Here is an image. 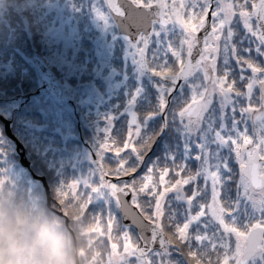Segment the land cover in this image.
Returning a JSON list of instances; mask_svg holds the SVG:
<instances>
[{"label": "snow or ice", "instance_id": "obj_1", "mask_svg": "<svg viewBox=\"0 0 264 264\" xmlns=\"http://www.w3.org/2000/svg\"><path fill=\"white\" fill-rule=\"evenodd\" d=\"M108 7L119 23L94 11L122 29L154 100L137 111V88L126 127L106 117L90 175L62 182L52 210L82 237L85 264H264V0Z\"/></svg>", "mask_w": 264, "mask_h": 264}, {"label": "rangeland", "instance_id": "obj_2", "mask_svg": "<svg viewBox=\"0 0 264 264\" xmlns=\"http://www.w3.org/2000/svg\"><path fill=\"white\" fill-rule=\"evenodd\" d=\"M11 2L6 3L0 7V22H6V19L3 17L7 14V10H9V7L11 4L14 5V7L17 10H23L18 7V3L15 2V0H10ZM80 1V2H79ZM81 0H25L24 3V10L26 9L27 5L37 6L39 7V10H41L40 18H44L43 15L48 16L51 21L45 22L44 20H39L38 17V10L35 13V18L37 19L36 25L38 26V30L40 32V26L44 25L45 28L43 32L38 33L37 31H33L35 35L39 37L40 45L43 49V53L45 55H42L47 59L49 62L48 65L55 67L56 74L60 78V80H63V86L66 94L75 101V106L78 112L80 113L83 111L85 118L83 119V123H80V130L79 133L78 130L75 133L76 143L74 145V150H66L64 146H58V147H43V150L39 152V149H37L36 144L35 146L32 144V148L36 154H42V162L46 164V166L51 170V175L53 176V183H50L51 186H53V191L62 183H70L74 179H79L82 177H88L94 167L92 164V153L94 152L96 144H93V149L83 144L82 139L88 142V140L85 138L84 133L86 134L87 138L89 139V142L92 144L95 142V138L93 139L89 133L92 132H98L103 135L101 130L105 127L106 124V117L111 115L114 117V123L117 128H119L120 124L123 123V116L121 110L102 114L101 117H98V114H96L94 111H90L91 109H86V105H89L93 108H103L104 105H106L105 99H107L106 96V88L109 89H115L121 86L123 83V79L119 76V71L116 70L113 65H111V56L114 48L121 42H123L120 37L117 34L116 28L113 24V22L105 23L104 21L100 20L96 12L94 11V8H99V10L105 14L106 16H110L109 12L107 11L104 1L103 0H87L85 1L88 5L84 7H88L86 12L81 8V6H78L79 3H81ZM83 3V2H82ZM27 10V9H26ZM82 15H84L82 20ZM111 17V16H110ZM82 23L79 24V22ZM79 24V25H78ZM22 25V24H21ZM5 29V27L3 28ZM99 30L100 34L95 37L93 40L94 44V50H93V44L90 42V39L92 38L95 31ZM26 36L30 40L31 32L30 29L27 27L26 24ZM3 33H0V35ZM40 35H43L40 36ZM15 34H12V37H14ZM17 38V36H15ZM88 40V41H87ZM26 40L23 39H15L14 41H9L7 43V40L4 39L0 43V76L5 80H13L16 78V83L21 84L22 81L18 80L20 79H29L30 81H33L34 77L30 73L26 72L24 67L19 64V60L14 58L12 54H7L3 52L2 50H8L9 48H16L13 47V43H17V45L20 48H17L19 53H25L23 56L27 57L26 53H31L30 50H28L29 45H34V48L37 47L34 44V41H30L28 44H24ZM90 42V43H89ZM6 44V45H5ZM107 50L108 56L110 59L108 61H104L101 58V50L102 49ZM37 49V48H35ZM127 53V46L125 48ZM124 51V50H123ZM127 56V59L130 63H133V60L130 56ZM95 60L98 61V63H95ZM102 61V62H101ZM101 62V63H100ZM106 62V63H105ZM108 62V63H107ZM111 65V68H110ZM104 66H106L108 70L107 74H101L99 72L100 69H102ZM54 69V70H55ZM129 73H131L130 70H128ZM85 74L90 75V80L83 78L79 79L78 75H81V77L85 76ZM250 74V71L249 73ZM96 77L99 78L100 81L96 80ZM71 78L75 79V85L73 87H70V84L72 82L69 80ZM145 79V77H144ZM92 80V81H91ZM99 82V83H98ZM137 82V81H136ZM101 83H104L103 85ZM18 86V85H17ZM18 88V87H17ZM139 88V87H137ZM141 89V87H140ZM142 90V89H141ZM16 97L24 94L22 91V88L15 89ZM135 91H133L127 96V101H129L132 97V94ZM190 96V94H189ZM15 97V98H16ZM137 98V97H136ZM30 99H33L36 104L31 106V110L33 112L37 110H43L45 115L42 118V121L39 122L38 115L36 117H33V121L37 123H33L36 126H43L48 131L52 132H59L62 134V142L63 144H67L69 142V139L71 138L68 130L67 125H63L58 127V124L56 121H53L57 125H49L48 123V117L50 115H53L54 117H58V115L63 114L61 111H65L66 108L60 106L59 102H48L47 99H44L40 96H31ZM124 99V98H123ZM123 99H119L120 106L123 103ZM19 101L23 100L22 97L18 98ZM115 109L116 104H115ZM17 116V115H16ZM30 116V115H29ZM24 114H19L16 117V120L18 121V125L20 124H27L30 121L31 116L29 117ZM33 116V115H32ZM91 116V117H90ZM36 119V120H35ZM105 121V124L102 125ZM118 121V122H117ZM125 123V122H124ZM83 131V132H82ZM44 134V133H42ZM41 136H32L33 142H39V139H44L45 135ZM81 136V139H80ZM41 137V138H40ZM72 137H74L72 135ZM122 146V145H121ZM62 150L63 154L60 158L57 156V152ZM75 153V156L74 154ZM106 153H111L108 151H105L104 156H107ZM114 154V153H112ZM70 156L69 161L74 159L73 165H68L67 172L69 173V177H60V172H63V165L62 163H59L61 161H64V159ZM111 158V156H109ZM58 164V165H57ZM97 183H99L97 174L93 178ZM14 182V181H13ZM67 191V189H65ZM79 191H83V187L78 186ZM5 191H8L10 194H13L15 198H18L17 196L22 195L17 194L15 185L12 184L11 188L7 190L5 188V184L0 182V195L4 194V199L0 198V220H2L4 213L8 212V210H4L2 208L4 200L6 199V195L9 194ZM17 194V195H16ZM25 194V193H24ZM10 206V203L7 202L6 206ZM7 206V207H8ZM107 208V206H105ZM13 210V209H12ZM107 212V211H106ZM107 215V213L105 214ZM19 218H17L19 221L22 219L23 214L18 215ZM106 218V217H105ZM16 219V220H17ZM38 219L36 217L34 219V222H30V227L32 228L33 235H30L28 239L31 241L33 240L34 236L38 234V239L40 240L42 237L46 238V233L44 234V231H41L40 227L35 224V221ZM58 220H53L51 222V225H55V223ZM37 222V221H36ZM46 222V221H45ZM59 222V221H58ZM106 219L104 220L103 226L106 227ZM60 223V222H59ZM29 226V225H28ZM52 226V227H53ZM4 228L0 227V230H3ZM52 230V229H51ZM54 230V227H53ZM36 232V233H35ZM35 233V234H34ZM52 234V233H50ZM40 237V238H39ZM53 237V235H52ZM55 238L58 239L57 236L54 235ZM59 240V239H58ZM66 243V240H65ZM122 245L123 241H120V244L118 246V250L122 251ZM67 247V246H66ZM133 264H135V259L131 258ZM0 264H3L0 259Z\"/></svg>", "mask_w": 264, "mask_h": 264}, {"label": "flooded vegetation", "instance_id": "obj_3", "mask_svg": "<svg viewBox=\"0 0 264 264\" xmlns=\"http://www.w3.org/2000/svg\"><path fill=\"white\" fill-rule=\"evenodd\" d=\"M75 1V0H74ZM82 2L78 4V6H81V8L84 10L83 13L86 12L88 7H84L85 4L86 6L88 5L85 1L87 0H81ZM104 1V0H103ZM80 2V1H79ZM168 2H171V0H168ZM105 4V2H104ZM111 16V15H110ZM84 15H82V20H83ZM82 20L80 23H82ZM78 24V25H79ZM114 24V23H113ZM115 26V25H114ZM116 28V26H115ZM240 30H242V25L239 26ZM117 31V29H116ZM100 34V31L97 30L94 32L92 38L90 39V42L93 44V40L95 39V37H97ZM118 36L120 37L119 32L117 31ZM120 39L123 41L121 43H119L113 50L112 52V56H111V65H113L116 68V70L119 71V77L123 79V83L121 84L120 87L115 88V89H111L109 91V89L106 88V96L107 99H105L106 102V112L110 113V109H112L114 112L118 111V108L116 110L115 109V102L116 100H114V97H120L122 96V98H127L128 94L131 95V93L133 91H135L137 89V87H141V89L143 90V82L145 81H149V76L147 74H142L139 70L136 64L130 63L129 60L127 59V56L125 54V48L127 46L126 42L120 37ZM88 41V40H87ZM89 42V43H90ZM93 50H94V44H93ZM124 50V51H123ZM105 50L104 48L101 50V58L102 60H104L102 53ZM108 51H107V59L104 61H108L110 59V57L108 56ZM116 53H121V55H116ZM13 54L17 56L20 65L22 66H26L25 67V71L30 73L31 75H33V77H35L36 81L38 82V88L34 91V92H30L29 89L23 90V84L27 85L28 83H30L29 79H25V80H20L22 81L21 84H17L18 85V89L22 88V91L24 92V94H21L19 96L16 97V92L14 91L15 89L12 87L11 83L9 80H5L0 76V79H3L4 81L2 83H0V182H2L3 184H5V188H7V190H9L12 186V184L15 185V189L17 194H21V193H25V198H26V209L27 211L25 212V217L26 215L30 214V216L32 215V207H33V197L36 196V194H39L42 202H43V209H45V211L47 213H50L54 216H56L58 219H61V217H59L53 210H52V203H53V186L50 185V181L48 180L49 178L46 176V174H44L43 169L41 168V166L38 165L37 162H35L38 158H42V154H36L32 148V144L35 146L36 144V148L39 149V152L43 150V147H58V146H64L66 150H74V145L76 143V138L73 137L72 138V134H70L71 136V140H69V142L67 144H63L62 142V134L59 132H52V131H48L46 128H44L43 126H36L33 123H37L33 121V117L35 118L36 115H38L39 118V122L42 121L43 116L45 115L43 110H37L35 112H33L31 110V106L35 105L36 102L34 101V104L32 103V99H30V97L33 96H40L44 99H47L48 102H59L60 106L65 107L66 110L65 111H61L63 114L58 115V117H54L53 115H50L48 117V123L49 125H57L58 127L63 126V125H67V130L69 132L70 129V125L71 123H73V119L75 120V117L69 114V107H72L73 113H75V110L78 112V110L76 109L75 106V101L72 100L65 92L64 90V86H63V80L58 77V75L55 73L56 69L55 67H52L50 65H48V61L47 59L44 57V60L46 61L48 67L51 69L52 73L55 75L57 81L59 82V86L57 87V89H55L56 91L59 90V95L57 97H54L51 92L49 91L48 88H46V86H52L51 83L48 84V82H45L42 80L41 78V74L32 69L29 64H28V60L32 54L31 53H26L27 57H24L22 55H20V53H17L16 51H13ZM25 54V53H24ZM23 54V55H24ZM45 55V54H42ZM102 62V61H101ZM100 62V63H101ZM95 63H98V61L95 60ZM106 63V62H105ZM108 63V62H107ZM110 65V68H111ZM55 69V70H54ZM108 70L106 68V66H104L102 69L99 70V72L102 74H107ZM128 70L131 71V73L128 72ZM88 74H85V76ZM90 76V75H88ZM145 77V79H144ZM91 78L89 77L88 80H90ZM97 81H100L98 77H96ZM92 81V80H91ZM137 81V82H136ZM99 83V82H98ZM102 85L104 83H101ZM56 88V87H55ZM142 92V91H141ZM140 92V94H141ZM65 95L69 101L68 102H64L61 100V96ZM16 97V98H15ZM22 97L23 100L19 101L18 98ZM128 105V101L123 104L122 108L120 109L122 112V116L124 117V110ZM86 109L89 108V106H85ZM137 110V109H136ZM36 113V115H35ZM79 113V112H78ZM19 114H24L27 116H31L29 123L27 124H20L18 125V121L16 120V117ZM106 114V113H103ZM17 115V116H16ZM33 115V116H32ZM29 116V117H30ZM78 116V115H76ZM36 120V119H35ZM53 121H56L57 124H55ZM80 121H76V126H77V130L79 132L80 130ZM44 133V134H42ZM80 133V132H79ZM41 136L45 135L44 139H39V142H33L32 141V136ZM40 137V138H41ZM81 139V136H80ZM58 140H60V143L58 142ZM82 142L84 145L88 146L86 141L82 139ZM35 143V144H34ZM61 144V145H60ZM20 154L22 156H20ZM63 151L60 150L57 152V156H59L60 158L62 157ZM75 156V153H73ZM36 157H35V156ZM21 157L24 158V163L25 165L22 164L21 161ZM36 159V160H35ZM70 156H67L64 161L65 163L68 162L67 165L70 164V166L73 165L74 159L69 161ZM64 161H61L59 163H62L63 165V172H60L61 174L59 175L60 177H69V173L67 175L64 174L65 171H67V168L65 167V165L63 164ZM42 162V160H41ZM58 165V164H57ZM69 168V166H68ZM236 169L239 171L238 168V164L236 165ZM236 170V171H237ZM237 171V173H238ZM41 178H43L47 184V187L49 188V200L47 199V192L45 189V186L41 180ZM14 181V182H13ZM116 182V181H115ZM7 193H9L8 191H5ZM16 194V195H17ZM0 198H5L4 194L0 195ZM15 199V196L13 194H7L6 195V199L4 200L3 206L2 208L4 210H8V212H11V210L13 208H15V204H13V201ZM7 202L10 203V206H6ZM1 209V206H0ZM13 211H15L13 209ZM16 213V211H15ZM21 213H18V215ZM56 219V220H58ZM55 220V219H54ZM59 221V220H58ZM56 222L55 225H51L49 223H41V225L39 226L41 231H44V234L46 233L47 237H51V239L53 241H57L59 242V240L57 238L54 237L60 234L61 237H69V239L66 240V246L65 249L68 252L67 254H70V251H73V247H72V237H71V230L68 228V226L65 224L64 220L62 219L63 223ZM25 224L27 227V231L23 237V239L27 238L30 235H33L32 232V228L30 227V224L24 222L23 220H16L14 222V224L12 225V227H9V229L11 230V232H13L14 228L16 227L17 224ZM29 225V226H28ZM38 226V223L36 224ZM54 230H53V227ZM52 229V230H51ZM74 231V230H73ZM59 232V233H58ZM36 233V232H35ZM34 233V234H35ZM52 233V234H50ZM75 234V232H74ZM53 235V237H52ZM76 235V234H75ZM40 238V237H39ZM22 239V241H23ZM38 239V234H36L33 238V240H37ZM45 238H41V240H44ZM29 240V239H28ZM31 240V241H33ZM233 247H234V238H233ZM222 252V250H221Z\"/></svg>", "mask_w": 264, "mask_h": 264}, {"label": "trees", "instance_id": "obj_4", "mask_svg": "<svg viewBox=\"0 0 264 264\" xmlns=\"http://www.w3.org/2000/svg\"><path fill=\"white\" fill-rule=\"evenodd\" d=\"M24 1L25 0H15V2H17V3L19 2L17 4L18 7L23 9V10H17L14 7V5L11 4L10 7H9V10L6 11L7 14L3 17L4 19H6V22H3V23L0 22V33H3V34L0 35V43L4 39L7 40V43L9 41H14L15 39H23L24 41L26 40V42H24V44H28L30 41H32V42L34 41L35 46H37L35 48H38V49L42 50V47H41L40 42H39V37L37 35H35L34 32H33V31H37L38 33H41V30L43 29V26H40V32H39L38 26L36 25L37 19L34 16L35 13L38 10L39 12H38V17L37 18H40L41 10H39V7L32 6V5H27V7H26L27 10L26 9L24 10V3H23ZM9 2H11V1L10 0L6 1V3H9ZM145 2H146V0H145ZM26 24H27V27L30 29V32L32 33L31 36H30V40L26 36V31H23L26 28ZM4 27H5V29H3ZM12 34H15V36H17V38H15V36L12 37ZM12 45L19 47L17 45V43H13ZM28 45H29L28 50H31L32 48H34V45L33 46H32V44H28ZM154 47H155V44L150 45V48H154ZM9 49H12V48H9ZM116 55L120 56L121 53H116ZM147 56H148L149 59L151 58V51H149L147 53ZM169 57H170V62H171L170 54H169ZM78 78L79 79L83 78V80L84 79L88 80L89 76L86 75V76L81 77V75H78ZM18 80H25V79L18 78ZM69 80L72 82V84H70V87H73L75 85V79L71 78ZM3 81H4L3 79H0V83H2ZM84 81H86V80H84ZM10 83H11V85H12V87L14 89H18L17 88L18 86H17V83H16V78L11 80ZM22 87H23V90L29 89L30 92H34L38 88V82L36 81V79L34 77L33 81H30V83H28L27 85L23 84ZM142 88H143V90H142L141 94H139L137 96L136 101H135V106H136L137 111H145V110H147L150 107V105L153 102V100H154V96H153V91L154 90L152 88L151 81L150 82L149 81L148 82L147 81L143 82V87ZM120 98H122V96H120L119 98L118 97H114V100H116V102H115L116 108H118V110H120L122 108L123 104H125L127 102L126 98H124V99L122 98L123 99V103L120 106V104H119V99ZM32 103L34 104V100L33 99H32ZM86 106H89V105H86ZM89 108L91 109L90 111H94L96 114H98V117H101V115L103 113H107L105 111L106 110V105H104L103 108L98 107L96 109V108H93L91 106H89ZM68 110H69V114L71 116L73 115L75 117V120L73 119V123H71V125H70L69 134H72L75 137V133L77 131L76 130L77 129L76 121L78 120L82 124L83 121H84L83 119L85 118V115H84L83 111L78 113L75 110V113H73L72 107H69ZM114 110H116V109H114ZM111 112H114V111L112 109H110V113ZM76 115H78V116H76ZM104 124H105V121H104V123L102 125H104ZM89 134H90V136L93 139L95 138V142L92 143V144L89 142V139L87 138L85 133H84V136L88 140V142H87L88 147L93 149L94 148L93 144H96L98 139L100 138V136L102 138L103 135L98 133V132L97 133L96 132H92V133H89ZM71 139H73V137ZM71 139H69V140H71ZM58 142L60 143V140H58ZM106 155L107 156H105V159L103 161H101V163L105 164L107 167H115L116 166L115 162L112 161L111 158H109V156L112 157L111 153L110 154L106 153ZM36 159H35L36 160L35 162H37L38 165L41 166V168L43 169L44 174H46V176L49 178L48 180L50 181V183H53L52 182L53 176L51 175V170H49V168L46 166V164L41 162L40 158L37 157ZM63 164L65 165L66 168L68 167V165H67L68 162L65 163V161H64ZM146 171H147L146 167L142 166L140 169H138V172L136 174H134V175L143 176L146 173ZM64 174L67 175L68 172L65 171ZM237 178H238V176H237ZM157 179H158V177H157ZM17 197L18 198H15L14 201H13V204H15V208H13V209L16 211V213L13 210H11V212L4 213L5 215L3 216L2 220H0V227H2V228H4L5 226H7L8 228L12 227V225L14 224L16 219L19 218L18 217V213L23 214V217H22L21 220H23L27 224L28 223L30 224V222L31 223L34 222V219L36 217H38V219L36 220L37 222L35 221V224L38 223V226H40L41 223H44L45 221H46V223L51 224V222H53L54 219H58L56 216H54V215H52L50 213H47L45 211V209H43V202H42V199H41L39 194H36V196L33 197V207H32V211H31L32 215L30 216V214H31L30 213V214L26 215V217H25V212L27 211V209H26V198H25L24 192L22 193V195H19ZM95 211L97 213L100 212V207L97 206ZM106 213L107 212H106V207H105L104 215ZM92 214H93L92 210L89 209L88 210V217L90 218L92 216ZM105 217H106V215H105ZM58 220L63 222L62 218L58 219ZM86 223H87V221H86ZM72 229L74 230V232L76 234L79 258L82 261V264H85V256H84L85 244H84V241H83L82 237L79 235L78 231L76 229H74V228H72ZM58 239H59L58 243L65 249V247H66L65 240L69 239V237L68 236H67V238L66 237H61L60 234H59L58 235ZM105 240H106V237H105ZM50 241H53L51 239V237H46L44 240L40 239V240H33V241H30L27 238H25V239H23L22 244L25 247H28L29 244H30L31 247L34 249V248H36L38 246H43V245L47 244ZM72 254H73V251H70L69 256L71 257ZM0 259H1V262L4 264V258H3L2 254H0Z\"/></svg>", "mask_w": 264, "mask_h": 264}, {"label": "clouds", "instance_id": "obj_5", "mask_svg": "<svg viewBox=\"0 0 264 264\" xmlns=\"http://www.w3.org/2000/svg\"><path fill=\"white\" fill-rule=\"evenodd\" d=\"M0 254L4 264H82L75 252L70 257L56 241L34 249L30 244L25 247L18 234L12 233L7 226L0 230Z\"/></svg>", "mask_w": 264, "mask_h": 264}, {"label": "water", "instance_id": "obj_6", "mask_svg": "<svg viewBox=\"0 0 264 264\" xmlns=\"http://www.w3.org/2000/svg\"><path fill=\"white\" fill-rule=\"evenodd\" d=\"M3 1L4 0H0V3H2ZM109 3H113V4H116L117 6H119L121 4H124L125 3V0H105V4L107 6V9L109 10L110 15L113 18L114 22L119 23V21L122 18L121 17H118L116 15V13L112 9H110L108 7ZM208 25L210 27V16H209V20H208ZM115 26L117 27V30H118L121 38L124 39V34H123L122 29L119 26H117L116 24H115ZM129 31L131 33H135L136 30H135V28H131ZM199 35L201 36V39H202L203 32H201ZM105 55H106V52L103 53V57H105ZM194 59H195V56H194ZM28 64H29V66L32 69L37 70L41 74V78H42L43 81L48 82V84L49 83L52 84V86H49L48 85V86H46V88L49 89V91L51 92V94L54 97H57L60 92H59V90L56 91L55 89H57V87L59 86V82L57 81L55 75L49 70V68L47 67V65L43 62V60L41 59V57L39 56V54L37 52H34L32 54V56L28 60ZM61 100L64 101V102H68L69 101V99L64 94L61 96ZM20 156H22V155L20 154ZM93 159H96V158H93ZM21 161H22V164L25 165L24 158L21 157ZM98 177H99V173H98ZM106 179L110 180L111 182L115 181L114 178H108V177H106ZM41 180H42V182H43V184L45 186V189H46V192H47V199L49 200V198H50V196H49V188L47 187V184H46L45 180L43 178H41ZM124 199H127L130 202V196L129 197H125ZM133 211H135V209H133ZM123 222L125 224L131 223L130 220H124ZM26 231H27L26 225H24V224H17L12 233L18 234L20 240H22V238L24 237ZM137 234H138V232H137ZM149 235H150V233H149ZM140 243H141V246H143V242L141 241ZM74 245H76L75 244V240H74ZM155 247L158 249L159 248V244L157 243L155 245Z\"/></svg>", "mask_w": 264, "mask_h": 264}]
</instances>
